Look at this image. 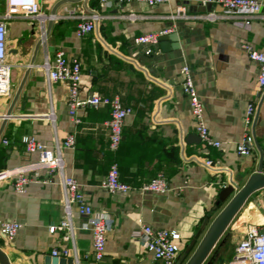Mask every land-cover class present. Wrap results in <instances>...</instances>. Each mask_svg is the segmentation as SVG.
I'll use <instances>...</instances> for the list:
<instances>
[{"label": "crops", "instance_id": "obj_1", "mask_svg": "<svg viewBox=\"0 0 264 264\" xmlns=\"http://www.w3.org/2000/svg\"><path fill=\"white\" fill-rule=\"evenodd\" d=\"M201 1L170 0L149 6L137 1L104 5L99 0H40L41 15L9 20V35L14 31L19 45L11 52L8 39L11 94L0 96V172L23 169L38 160L26 151L24 137L35 136L56 149L73 133L75 148L62 149L65 174L77 180L89 206L82 213L74 205L72 230L52 234L51 227L67 220L59 174L51 184L33 183L25 194L15 192L10 183L0 184V225L9 219L23 225L12 242L0 235V248L11 264H163L134 242L133 235L143 225L176 229L181 235L179 258L205 227L199 244L225 208L226 204L216 209L224 188L232 186L237 193L254 174L264 175V88L258 83L259 65L243 46L251 43L264 49V5L251 25H245L244 17L202 18L201 14L222 8ZM5 4L0 0V14ZM182 5L190 16L173 17ZM93 12L101 19L91 33L79 37V22ZM131 13L140 16L131 19ZM164 30H170V37L160 40L151 53L134 41L141 34ZM59 49L83 63L82 97L95 92L119 95L134 110L116 156L109 151V109L85 108L80 112L82 124L75 126L68 113V83L49 81L44 65L54 61ZM33 59L13 117L6 122ZM185 64L193 70L206 104V123L212 138L221 143L219 148L206 146L198 136L183 91ZM251 102L255 113L247 128ZM247 134L253 137L252 151L240 155L238 146ZM113 160L119 163L120 179L134 188L127 195L102 187ZM208 160L219 162V167H207ZM158 174L169 181L166 195L140 190ZM99 215L109 216L111 224L105 256L97 263L90 221ZM235 219L237 227L245 226L246 235L250 227L264 231V188L247 200ZM64 249L67 257L53 255Z\"/></svg>", "mask_w": 264, "mask_h": 264}, {"label": "built area", "instance_id": "obj_2", "mask_svg": "<svg viewBox=\"0 0 264 264\" xmlns=\"http://www.w3.org/2000/svg\"><path fill=\"white\" fill-rule=\"evenodd\" d=\"M102 4H123L129 2H142L149 6H156L169 2L170 0H99ZM204 6L218 5L222 11L211 10L200 16L207 20L216 21L233 17H244L245 25H251L252 18L259 15L264 5L263 0H202ZM42 14L40 0H6L5 10L0 14V96L11 94L12 66L8 61V39L9 20L19 16H38ZM140 15L131 13L129 17L136 19ZM190 16L186 6L178 7L173 17L187 18ZM54 19V15L50 16ZM101 19V14L93 12L84 16L79 22L76 33L79 37H84L91 33L96 23ZM170 30L160 32H149L141 34L134 39L136 44L145 45L147 53H151L160 37L168 34ZM244 48L248 51L252 61L259 65L258 83L264 88V49L254 47L251 43H244ZM48 79L51 82H66L69 86L68 92V113L75 126L82 124L80 112L85 108L108 107L110 119L107 127L110 132L109 151L113 156L119 152L123 140L124 128L129 116L134 114V110L126 106L119 95L105 96L97 92L88 97H82L83 63L78 56H68L64 49L56 52L54 61L49 60L44 65ZM183 75V91L188 97L190 108L195 122V128L201 141L209 147L219 148L221 143L212 138L206 123V104L201 98L193 70L190 65L181 67ZM255 113L254 103H249L245 116V126L248 128ZM7 143V141H5ZM26 151L29 154L37 155L38 160L26 168L18 170H5L0 172V184L10 183L15 192L25 194L29 187L37 182L42 185L52 183V177L59 174L62 178L65 191V210L67 220L61 225L53 226L50 233L55 234L59 230H72V207L78 205L82 213L89 210L85 202L80 185L73 177L66 176L65 165L62 156V149H74L76 146V135L70 134L63 146L58 145L56 149L48 147L35 136H26L22 139ZM253 137L247 134L242 143L238 146L240 155H250L252 151ZM207 167H219V162L208 160ZM103 189L111 194L127 195L134 188L120 179V166L116 160L110 165L106 180L102 185ZM140 190L152 192L158 195H166L170 190V184L163 174H158L150 183ZM111 218L106 215L93 217L90 221L93 236V249L96 261H102L107 246V234L110 230ZM23 225L17 220H6L0 225V235L8 242H12L17 237ZM69 240L68 236L64 237ZM135 243L142 245L155 260L163 264H175L180 253L179 242L181 235L176 229H157L150 225H143L141 229L133 235ZM54 256L67 257V249L62 251L54 250ZM227 264H264V231L257 227H250L244 239H242L235 249L234 258Z\"/></svg>", "mask_w": 264, "mask_h": 264}, {"label": "water", "instance_id": "obj_3", "mask_svg": "<svg viewBox=\"0 0 264 264\" xmlns=\"http://www.w3.org/2000/svg\"><path fill=\"white\" fill-rule=\"evenodd\" d=\"M56 11L53 12L55 14ZM53 24V18H50L49 25L46 30V36L49 35L51 27ZM170 36L168 34H164L160 37V40H167ZM43 37L40 39L38 44H42ZM16 49H12L11 52H16ZM34 60H32L31 65L28 67L25 76L20 84V87L18 91L16 92V95L12 102V107L10 111L8 112L7 116H5L4 121H8V119L13 117V110L15 107V103L17 102L22 89L24 87V84L27 80V77L29 75V72L34 65ZM264 188V175L259 172L254 174L249 181L246 183L244 187H242L237 193H235V188L232 186H227L223 189V191L220 193L219 200L217 202V208L220 206L226 204L225 208L222 210V212L218 215V217L213 221V223L210 225L209 229L201 239V241L198 244V241L200 240L202 233L204 231V228L195 236V238L191 241V243L187 246L186 250L181 254V256L177 259L175 264H183L185 260L191 255L190 259L186 264H214L215 261V255L217 253L213 251L216 249L218 243L220 242L221 238L237 216V214L240 212V210L243 208L247 200L257 191ZM206 226V225H205ZM99 263V261H95ZM0 264H11L7 254L3 251L2 248H0Z\"/></svg>", "mask_w": 264, "mask_h": 264}, {"label": "rangeland", "instance_id": "obj_4", "mask_svg": "<svg viewBox=\"0 0 264 264\" xmlns=\"http://www.w3.org/2000/svg\"><path fill=\"white\" fill-rule=\"evenodd\" d=\"M18 45L19 42L17 35L14 31H11L9 35V46L11 49H16L18 48ZM8 52H10V48ZM236 222L237 220L235 219L221 238L216 249L213 251L212 254L217 251L214 264L229 263L234 258L237 244L246 236L245 226L237 227Z\"/></svg>", "mask_w": 264, "mask_h": 264}, {"label": "trees", "instance_id": "obj_5", "mask_svg": "<svg viewBox=\"0 0 264 264\" xmlns=\"http://www.w3.org/2000/svg\"><path fill=\"white\" fill-rule=\"evenodd\" d=\"M108 108V107H107ZM109 109V108H108ZM110 112V111H109Z\"/></svg>", "mask_w": 264, "mask_h": 264}]
</instances>
